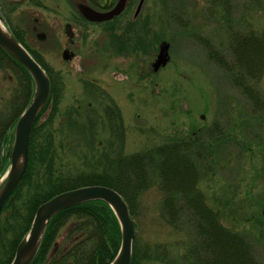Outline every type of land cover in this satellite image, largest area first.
<instances>
[{
    "label": "rangeland",
    "instance_id": "obj_1",
    "mask_svg": "<svg viewBox=\"0 0 264 264\" xmlns=\"http://www.w3.org/2000/svg\"><path fill=\"white\" fill-rule=\"evenodd\" d=\"M1 2L10 26L22 30L61 90L51 130L63 170L73 172L83 159L108 147L120 148V133L110 132L111 119L105 115L111 105L122 119L125 155L200 133L209 166L199 189L220 213L221 224L243 235L264 264V112L253 111L203 46L208 43L224 55L229 31L264 34V0H145L133 25L139 0H132L111 35L104 26L83 22L72 0ZM129 23L130 50L122 56V41L114 37ZM162 42L169 44L170 58L154 74ZM64 52L73 56L64 60ZM15 88V70L0 69V112L7 109ZM258 89L264 102V76ZM69 116L79 126L94 119L96 129L87 130L86 136L76 134L67 128ZM215 126L218 135L205 133ZM161 201L156 187L144 193L134 219L135 235L142 247L165 246L179 263L188 239L161 219Z\"/></svg>",
    "mask_w": 264,
    "mask_h": 264
},
{
    "label": "trees",
    "instance_id": "obj_2",
    "mask_svg": "<svg viewBox=\"0 0 264 264\" xmlns=\"http://www.w3.org/2000/svg\"><path fill=\"white\" fill-rule=\"evenodd\" d=\"M88 1L95 7L107 8L114 0ZM3 11L0 0L5 26L46 71L51 91L32 128L27 170L0 214V264L11 263L17 245L27 234L41 204L63 192L87 186H104L119 193L133 221L141 197L156 187L162 194L161 219L168 227L186 234L187 245L179 263L171 258L165 246L142 247L135 235L131 264L148 260L165 264H260L249 241L221 224L220 213L208 205L199 189L204 178L203 170L206 172L209 166L200 133L196 138L170 141L125 155L122 119L118 109L111 105L106 108L105 115L111 119L110 132L120 133V148L108 147L99 151V155L83 159L81 168L73 172L63 170L51 130L61 90L39 53L26 43L22 30L10 26ZM228 39L229 46L224 55L213 50L210 44L203 43L207 58L229 75L231 85L249 100L254 112L263 113L264 102L258 85L264 76V34L229 31ZM129 40L127 36V41L122 42L127 52L130 50ZM0 69H13L16 75L12 99L6 104L7 109L0 112L1 178L9 166L7 153L12 142V128L29 103L34 86L26 70L1 48ZM96 126V120L90 118L84 126H79L71 116L67 119V128L82 136L83 133L86 136L87 130L92 133ZM205 133L219 134L216 126ZM215 141L218 142V138ZM134 225L137 230V224ZM120 240V228L110 208L101 201L88 202L62 211L50 221L32 264H109L118 253Z\"/></svg>",
    "mask_w": 264,
    "mask_h": 264
},
{
    "label": "water",
    "instance_id": "obj_3",
    "mask_svg": "<svg viewBox=\"0 0 264 264\" xmlns=\"http://www.w3.org/2000/svg\"><path fill=\"white\" fill-rule=\"evenodd\" d=\"M128 2L129 0H117L110 10L101 12L92 8L85 0H72L78 14L90 23H104L113 20L123 13ZM143 3L144 0L139 1L135 17L139 15ZM66 35L72 36L69 27L66 29ZM0 48L27 71L34 86L32 97L14 126L12 144L7 153L9 166L0 178L1 213L5 202L26 172L32 128L38 115L48 102L50 80L42 67L7 30L1 15ZM168 50L169 45L167 43L164 42L160 45L158 56L153 64L155 72L167 65L169 61ZM71 57V54L64 52V60H69ZM93 201L104 202L114 214L120 228V247L117 255L109 264H131L132 245L135 236L133 220L119 193L104 186H87L66 191L41 204L33 216L27 234L17 245L10 264H32L50 221L64 210Z\"/></svg>",
    "mask_w": 264,
    "mask_h": 264
},
{
    "label": "flooded vegetation",
    "instance_id": "obj_4",
    "mask_svg": "<svg viewBox=\"0 0 264 264\" xmlns=\"http://www.w3.org/2000/svg\"><path fill=\"white\" fill-rule=\"evenodd\" d=\"M129 2H130V0H129ZM129 2H128V4H129ZM112 7V5L110 4V6L109 7H107V8H105V7H102V6H94V8L96 9V10H98V11H101V12H103V11H106V10H109V8H111ZM127 7H128V5H127ZM125 13V12H124ZM123 13V14H124ZM122 14V15H123ZM140 15V14H139ZM139 17L137 16V17H135L134 15H133V17H132V25L135 23V21H137V19H138ZM81 19V18H80ZM120 19V18H119ZM82 20V19H81ZM83 22H85L84 20H82ZM115 22H117V20H114V21H111V22H105V23H95V24H93V25H99V26H104V28H105V30H109V33H110V35L111 34H113V33H115V31L117 30L116 28L114 29L113 28V24L115 23ZM85 23H87V22H85ZM89 24V23H88ZM130 24V23H129ZM129 24H126L121 30H120V35H118V38H115L116 40H121L122 42H126L127 41V35L129 34ZM26 41V40H25ZM121 49H120V51H124V52H119V53H121V55L122 56H124V55H126V46H125V44H123L122 45V47H120ZM73 56V55H72ZM152 72L154 73V74H156L157 72H155L154 70H153V67H152ZM142 76H143V74H142Z\"/></svg>",
    "mask_w": 264,
    "mask_h": 264
}]
</instances>
